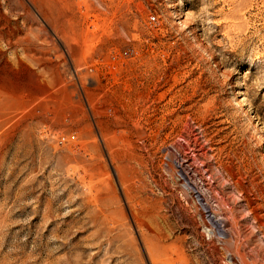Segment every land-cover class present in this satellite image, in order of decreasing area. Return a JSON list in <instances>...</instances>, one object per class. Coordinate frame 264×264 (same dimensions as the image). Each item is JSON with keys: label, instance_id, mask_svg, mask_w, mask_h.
<instances>
[{"label": "rangeland", "instance_id": "1", "mask_svg": "<svg viewBox=\"0 0 264 264\" xmlns=\"http://www.w3.org/2000/svg\"><path fill=\"white\" fill-rule=\"evenodd\" d=\"M0 264H264V0H0Z\"/></svg>", "mask_w": 264, "mask_h": 264}, {"label": "built area", "instance_id": "2", "mask_svg": "<svg viewBox=\"0 0 264 264\" xmlns=\"http://www.w3.org/2000/svg\"><path fill=\"white\" fill-rule=\"evenodd\" d=\"M150 19H154V16L152 15V16H150Z\"/></svg>", "mask_w": 264, "mask_h": 264}, {"label": "bare ground", "instance_id": "3", "mask_svg": "<svg viewBox=\"0 0 264 264\" xmlns=\"http://www.w3.org/2000/svg\"><path fill=\"white\" fill-rule=\"evenodd\" d=\"M215 225V224H214ZM223 232V231H222Z\"/></svg>", "mask_w": 264, "mask_h": 264}]
</instances>
